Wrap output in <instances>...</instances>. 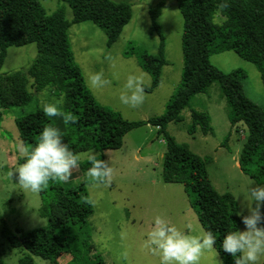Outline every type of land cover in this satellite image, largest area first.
<instances>
[{"label": "trees", "instance_id": "1", "mask_svg": "<svg viewBox=\"0 0 264 264\" xmlns=\"http://www.w3.org/2000/svg\"><path fill=\"white\" fill-rule=\"evenodd\" d=\"M61 1L71 8L72 20L67 19L65 6L49 15L40 0H0V71L10 47L36 43L39 49L26 70L0 73V106L22 107L31 102L30 78L36 92L51 87L65 95V112H71L75 119V123L68 124L69 130L61 133L63 141L76 154L98 150L101 159H105V150L120 149L125 136L132 130L147 124L158 127L166 143L164 182L184 186L202 227L216 237L214 248L223 264H234L230 254L221 249V242L227 231L240 230L238 201L232 193H220L212 184L208 172L211 159L179 143L168 132V126L172 122H182V113L193 97L206 93L218 83L230 107L232 128L238 124L247 128L239 156L240 169L257 184L264 185V107L246 95L248 75L244 70L225 73L211 62L213 54L234 51L257 67L264 85V0H226L227 7L222 11L219 6L225 0H176L184 18L182 81L165 113L147 121H129L120 112L96 100L75 61L68 37L72 25L90 22L104 30L107 45L112 47L132 20V5L123 0ZM165 6L166 1L162 0L149 9L152 30L160 36V45L158 53L140 55V67L153 79L150 87L145 86L146 92L160 85L163 68L168 64L166 41L159 23ZM218 11L223 17L222 23L214 18ZM211 121L209 113L193 109L188 131L192 135L198 131L204 135L213 134ZM49 124L52 125L51 119L45 117L42 110L16 121L20 138L27 146L33 145L41 129ZM82 166L81 171L85 164ZM49 190H40L41 212L48 218L47 227L29 232L18 229L19 235L3 229V236L11 248L24 249L20 264H33V256L55 263L69 254L71 264H107L89 240L79 238L78 231H87L89 218L94 213L85 184L64 188L53 183ZM0 264H4L1 254Z\"/></svg>", "mask_w": 264, "mask_h": 264}, {"label": "rangeland", "instance_id": "2", "mask_svg": "<svg viewBox=\"0 0 264 264\" xmlns=\"http://www.w3.org/2000/svg\"><path fill=\"white\" fill-rule=\"evenodd\" d=\"M49 15L59 7L65 6L67 19L72 20L73 13L68 4L61 0H40ZM119 1V0H115ZM132 5V20L124 28L119 40L112 47L107 45V36L97 25L85 22L74 24L68 37L75 61L80 66L85 82L87 74L102 71L109 83L100 90H92L96 100L118 111L129 121H147L165 113L168 102L182 81L184 70L183 29L184 18L176 0H165L159 23L166 41L168 64L162 71V82L152 92L144 91V101L136 108L123 105L119 94L128 75L143 74L144 84L150 87L152 76L139 65L140 55L148 52L156 54L159 50L160 36L152 30L149 13L151 7L162 0H123ZM216 20L223 22V17ZM36 43L24 47H10L6 62L0 73L24 71L38 55ZM212 64L225 73L242 69L248 77L245 81L246 95L258 105L264 107V85L257 67L241 58L234 51L213 54ZM29 91L33 95L31 102L22 107L3 108L0 106V254L4 264H20L24 249H13L3 236V229L17 233L45 228L48 218L42 215L43 198L41 192L24 190L18 184L16 174L9 175L22 160L17 151L18 145L27 146L20 138L16 125L17 119L41 109L42 100L63 98L61 108L65 111L66 97L51 87L36 92L30 78ZM88 86V85H87ZM47 93V96L44 93ZM207 112L211 117L213 134L204 135L198 131L192 135L188 131L191 124V111ZM230 107L218 83L213 84L206 93L193 97L190 106L184 109L182 122H172L168 132L179 143L189 146L191 151L201 157H209L208 172L212 184L220 193H232L239 204L241 219L240 230L245 229L242 216L248 214L249 199L247 186L257 184L244 174L239 166V156L247 136V128L238 124L232 128L229 120ZM52 126L65 133L69 125L61 118H50ZM231 132V133H230ZM99 152L98 150H92ZM78 153L81 159L78 167L72 170L67 181H52L44 189L50 192L55 183L64 188H75L85 184L94 207L89 218L86 232H79L80 240H89L95 252L102 256L107 264H159V257L145 246L146 233L153 227L156 216L168 220L180 229L187 225L202 227L198 215L191 206L188 193L182 184L165 183L163 180V157L166 152L164 138L159 135L158 127L143 125L129 132L120 149L105 150L106 162L112 169L110 181L93 182L87 176L90 164L87 156L90 152ZM100 156V155H99ZM85 169L81 171L82 165ZM81 172V173H80ZM50 194V193H49ZM252 207H255L253 202ZM260 212L264 214V204ZM264 226V220L261 221ZM70 255V254H69ZM61 257L57 262L33 256V264H71L72 257ZM82 257L85 254L82 249ZM82 260V259H81ZM222 259L215 250L205 251L200 264H221ZM223 264V262H222ZM257 264H264L261 256Z\"/></svg>", "mask_w": 264, "mask_h": 264}, {"label": "clouds", "instance_id": "3", "mask_svg": "<svg viewBox=\"0 0 264 264\" xmlns=\"http://www.w3.org/2000/svg\"><path fill=\"white\" fill-rule=\"evenodd\" d=\"M226 7L225 0L219 9L222 11ZM214 18H221L219 11ZM108 83L109 80L102 71L87 74V85L92 90H100ZM123 88L119 94L121 104L136 108L143 103V74L128 75ZM44 95L47 96V93ZM62 103V97L42 100L44 116L59 117L65 125L75 123L73 114L62 110ZM17 151L22 163L9 175L15 173L20 187L34 193L46 187L50 180L67 181L81 159L63 141L61 130L51 124L41 129L33 145H18ZM99 155L101 154L95 151L88 154L90 167L86 174L93 182L107 183L110 181L112 169L105 159L98 158ZM2 166L3 162L0 161V167ZM247 196L248 214L242 216L245 229L227 231L221 242V249L230 254L234 264H257L259 258L264 256V226L261 225L264 216L260 212L261 204H264V185H248ZM253 202L255 207L251 206ZM215 242L216 237L210 231L192 225L180 229L158 215L154 218L153 227L146 233L145 246L158 255L159 264H200L202 254L212 250Z\"/></svg>", "mask_w": 264, "mask_h": 264}]
</instances>
